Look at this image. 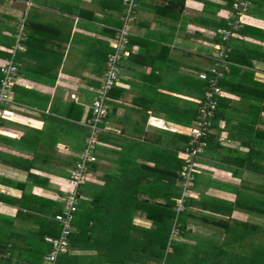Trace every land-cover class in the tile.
<instances>
[{"label": "crops", "instance_id": "0c3cea01", "mask_svg": "<svg viewBox=\"0 0 264 264\" xmlns=\"http://www.w3.org/2000/svg\"><path fill=\"white\" fill-rule=\"evenodd\" d=\"M232 3L139 2L119 85L108 94L109 112L98 131L112 143H96L98 168L89 166L76 221L87 222L89 211L94 218L88 226L98 230L119 224L150 228L140 209L129 219L128 207L109 208L107 199L93 205L103 184L99 175L124 148L153 165L157 157L151 152L175 144L172 133L189 138L206 86L198 75L208 71ZM122 14V0H0V66L11 58L17 64L10 117L0 121V260L43 264L50 251L44 238L59 233L54 216L85 148L90 105ZM230 49L212 141L197 160L184 236L174 239L200 245L213 258L239 260L264 245V110L259 111L264 98L258 93V84H264V0H248ZM148 145L150 155L138 149ZM138 192L143 194V187ZM98 230L88 236L98 239ZM135 235L140 236L132 231ZM126 241L107 236L98 244L86 241L79 250L69 244L65 254L97 261V255Z\"/></svg>", "mask_w": 264, "mask_h": 264}, {"label": "trees", "instance_id": "16d2710c", "mask_svg": "<svg viewBox=\"0 0 264 264\" xmlns=\"http://www.w3.org/2000/svg\"><path fill=\"white\" fill-rule=\"evenodd\" d=\"M258 86V93H261L262 98H264V84H258ZM260 110H264V103L263 106H260ZM105 118L101 124H104ZM105 136L108 135L105 133L97 135L98 142L102 140V143H112L111 139ZM171 137L175 140V144H172L170 147L155 148V154L151 152L152 155L157 157L153 159V165H149L145 157L140 159L135 157L130 148H124L123 152L118 153L119 156L114 159L113 167L102 169L99 176L103 184L97 186L99 194L92 197L93 201H95L93 205L96 204V200L107 199L109 208H117L119 205L125 209L128 207V210H130L129 219H131L132 210H142L145 218L151 221L150 228H138L131 224L129 227L122 228L119 224L110 229L99 228L98 230L95 229L96 227L88 226L90 218H94L93 214L88 211L87 222L80 223L78 220L76 221V218L73 221V232L69 237V244L71 246L79 250L82 243L87 244L86 241H91L98 244L100 241L105 240L107 236L110 238H126L127 243L123 244L122 247L119 244L118 249L115 250L110 251L106 249L104 259H100L99 255H97L98 259L96 261L91 255H83L82 258H79L78 256L73 257V255L63 254V258L59 259V261L57 260L56 264H68L69 259H71V264H95L96 262L98 264H153L154 262L158 264H188L189 261L194 264H264V247L262 246H259V250H257V253L255 252V256L247 259H217L202 251L203 249L200 245L195 247L170 238L175 216L173 207L175 200L180 196L178 184L180 180L179 171L183 164V160L177 154L178 151L182 152L189 147L190 141L188 137L179 134L172 133ZM208 140L212 141V136L209 137L208 135L207 146ZM138 149L145 150V153L149 154L147 152L148 149L153 150V147H149L148 145L147 147ZM126 150H129L127 156ZM257 151H260V149ZM94 152L96 154V151ZM92 166L93 168L91 169L98 168L96 163ZM88 171L90 173V168ZM142 187L144 193L140 194L138 191H141ZM81 192L84 193V191ZM189 200L190 198L186 201V208L188 207ZM120 217L121 213L116 218L119 222ZM186 217V215L183 216V213L179 216V222L181 223L179 235L182 237L184 236L186 227ZM95 230L99 231V238L92 240L88 234ZM226 230L228 231V228ZM259 230L261 231V229ZM132 231H138L140 237L132 238ZM88 248L86 249L88 250ZM221 248L228 249L226 246ZM43 253H40L38 257L41 258ZM27 262L23 261L21 264H39L40 261ZM0 264H10V260L1 259Z\"/></svg>", "mask_w": 264, "mask_h": 264}, {"label": "built area", "instance_id": "2783aa9c", "mask_svg": "<svg viewBox=\"0 0 264 264\" xmlns=\"http://www.w3.org/2000/svg\"><path fill=\"white\" fill-rule=\"evenodd\" d=\"M141 0H122L123 14L121 26L116 29L111 50L106 57V68L100 80L99 88L95 91L90 109L92 115L87 122L90 129L86 138L85 148L80 154L79 161L74 166L67 181L69 189L63 198L62 210L54 216L58 224L59 233L55 237L46 236L45 242L50 245V251L43 257V264H56L59 256L65 254L69 247V237L73 232V221L80 201V191L88 180L89 166L96 162L95 145L97 135L103 119L109 112L107 99L109 92L119 85L120 62L126 56L131 24L136 18V12ZM248 0H233L232 12L228 28L221 32L220 42L211 58V64L206 73H200L198 78L205 81L207 86L198 107V116L193 128L188 132L189 147L180 152L183 164L179 171L180 196L173 207L174 219L170 238L179 236L181 223L179 216L186 210V201L191 197L190 186L195 174L200 169L198 159L207 147V137L212 128V122L223 94L220 81L229 71L230 41L243 24L247 11ZM18 47V46H17ZM21 49V47H19ZM0 121L10 117L7 108L13 103V86L16 82L17 64L13 58L0 66Z\"/></svg>", "mask_w": 264, "mask_h": 264}, {"label": "rangeland", "instance_id": "374dc122", "mask_svg": "<svg viewBox=\"0 0 264 264\" xmlns=\"http://www.w3.org/2000/svg\"><path fill=\"white\" fill-rule=\"evenodd\" d=\"M135 237H140V236H136V235H135ZM259 245H260V243L258 244V246H259ZM262 247H264V245H262ZM104 257H105V256L103 255V256L100 257V259H102V258L104 259ZM153 264H158V263L154 262ZM188 264H189V262H188Z\"/></svg>", "mask_w": 264, "mask_h": 264}]
</instances>
